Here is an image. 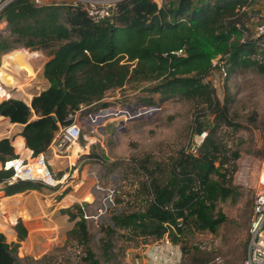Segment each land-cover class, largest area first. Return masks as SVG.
<instances>
[{
	"label": "trees",
	"instance_id": "16d2710c",
	"mask_svg": "<svg viewBox=\"0 0 264 264\" xmlns=\"http://www.w3.org/2000/svg\"><path fill=\"white\" fill-rule=\"evenodd\" d=\"M255 2L120 0L111 16L101 20L93 19L82 4L68 1L10 0L0 10V22L4 23L0 61L3 54L19 47L48 55L43 75L49 85L33 95L30 105L18 97L0 102V115L23 124L21 134L33 155L47 153L61 126L70 123L81 107L85 113L106 107L110 105L103 100L107 93L127 85L147 92L138 95L136 104L156 105L178 96L201 105L193 133H206L196 151L190 144L164 160L154 155L133 159L139 176L135 183L139 205L113 214V223L103 224L101 244L106 258L113 256L118 228L136 238L155 240L169 234L175 242H184L191 232H216L227 220L220 202L228 198L237 202L241 197L243 192L234 183L241 152L231 143L228 130L232 124L230 97L224 93L223 100L218 98L213 79L208 82L206 78L217 70L213 58L219 55L228 59L225 84L247 67L264 75V48L248 26L249 9ZM180 48L184 51L177 53ZM204 109L214 115L211 122L199 120ZM18 155L10 137L0 138V162ZM11 175V170L0 169L7 195L43 185L21 179L6 182ZM63 210L73 219L79 217L75 231L87 238L83 210ZM15 228L17 242H9L0 231V264L20 262L18 243L27 237L28 229L23 219ZM183 248L190 253L185 244ZM85 257L89 264H101L91 249ZM182 264L215 262L194 256L184 258Z\"/></svg>",
	"mask_w": 264,
	"mask_h": 264
},
{
	"label": "rangeland",
	"instance_id": "374dc122",
	"mask_svg": "<svg viewBox=\"0 0 264 264\" xmlns=\"http://www.w3.org/2000/svg\"><path fill=\"white\" fill-rule=\"evenodd\" d=\"M157 1L173 4V0ZM249 10L252 17L248 26L253 31L257 24L264 23V0H257ZM3 26L4 23L0 22V28ZM19 48L21 49L16 51L29 54L36 51ZM10 54L12 52L1 57L0 65L3 59L4 75L5 68L13 66L8 61ZM26 62L24 66L30 67V70L31 65L34 68L37 65L34 55L29 56ZM211 78L218 83L215 95L221 100L224 93L230 97L228 105L232 124L228 130L232 133L231 143L241 152L237 160L238 169L234 174V183L240 186L243 193L237 202L230 198L220 202L227 220L216 232H191L184 242H180L182 261L184 258L203 256L216 262V257L221 256L228 264H241L251 237L255 198L261 188L259 173L260 161L264 156V75L253 67H247L233 74L226 84L217 70L212 73ZM25 89L28 93L38 91L33 81ZM140 94L145 95L147 92L142 87L127 85L109 91L103 100L108 101L110 106H145L136 104ZM155 97L159 101L158 94ZM156 106V110L147 114L114 115L108 120H102L103 127L98 130L91 127V123L95 122L89 121L86 115H76V121L82 126L79 142L68 151L71 156L66 157V162L55 155L56 160L50 163L57 177L68 172V185L64 189L40 181L43 185L35 188L36 190H23L7 195L4 190L5 183L0 181V202L3 201L4 208L3 211L0 210V231L6 229L3 223L5 218L9 222L10 218L14 221L38 218V228H33L18 243L19 264H89L85 257L88 249L101 260V264H137L133 258L139 255L141 257L140 253L145 250L143 244L152 240L133 237L127 230L118 228L114 237L113 256L110 259L103 255L101 244L105 236L103 224L112 222L113 214L135 209L139 205L135 195V183H139V176L133 159L154 155L164 160L175 150L197 142L202 135L193 133L194 125L198 123V109L201 108L196 101L174 96L160 101ZM208 111L209 109H204L205 113L200 114V121L207 123L213 120L214 115ZM0 119V138L9 135L14 143L20 133L15 129L11 130L9 118ZM17 142L18 138L16 144L19 145ZM48 154L49 152L45 153L46 157ZM14 194L19 198L10 197ZM102 202H106L107 209L101 222L97 223L90 215L96 212ZM74 204L81 206V216L87 219V238H81L75 231L79 217L73 219L63 210L72 207L74 212L80 211L81 209L73 207ZM13 236L9 233L10 238ZM11 242L17 241L12 239ZM184 244L190 253H185Z\"/></svg>",
	"mask_w": 264,
	"mask_h": 264
},
{
	"label": "built area",
	"instance_id": "2783aa9c",
	"mask_svg": "<svg viewBox=\"0 0 264 264\" xmlns=\"http://www.w3.org/2000/svg\"><path fill=\"white\" fill-rule=\"evenodd\" d=\"M8 0H0V10L4 7ZM38 3H43L45 0H35ZM120 0H74L75 4H82L88 11L89 15L95 20H101L111 16L113 7ZM248 31H246V34ZM253 34L258 37L259 44L264 48V23H259L255 26ZM183 48H180L177 53H182ZM213 64L219 72L221 78L225 80L228 75V59L227 56L219 55L213 58ZM211 76L206 78V81H210ZM211 85L214 87L218 86V83L213 80ZM26 84H15L13 86L7 85L0 78V102L11 97H18L23 99L29 105L31 104L32 94L28 93L25 89ZM17 91V93L15 92ZM156 105H145L133 107L129 104L124 106H106L102 107L91 113H85V107H81L73 114V120L61 126L57 135L52 141V148L56 155L67 154L70 148L79 142L82 135V126L76 121V115L83 113L87 116L89 121L95 122L91 123V127L98 130L102 128V120L105 121L110 119L114 115H131V114H144L151 113L156 110ZM205 132L202 133L197 139V142L193 143L191 149L193 151L197 150V146L204 139ZM0 169L11 170L12 175L5 181L12 183L16 180H33V181H43L51 186L58 189L65 188L67 183L68 172H65L61 176H56L51 164L49 163L46 155L41 152L31 158L25 157L23 155H18L14 157H9L1 162ZM259 182L261 188L258 190L253 209V216L250 226L251 237L247 246L246 255L241 262V264H264V156L260 161V173ZM111 200L114 199L111 195ZM107 209L106 202H102L97 208L94 214L90 215L95 222H101L103 214H105ZM6 215H3L5 217ZM87 217V216H86ZM18 221L17 219L10 218V222L5 218L4 226L6 229H1L9 242L14 239L17 241V235L14 230V223ZM10 235H14L12 238ZM22 247V246H21ZM145 250L141 252V257L136 256L133 259L137 264H181L183 251L181 244L175 242L169 234H166L160 238L152 240L151 242L143 244ZM130 255L129 252H127ZM215 264H228L221 256L216 257Z\"/></svg>",
	"mask_w": 264,
	"mask_h": 264
},
{
	"label": "crops",
	"instance_id": "0c3cea01",
	"mask_svg": "<svg viewBox=\"0 0 264 264\" xmlns=\"http://www.w3.org/2000/svg\"><path fill=\"white\" fill-rule=\"evenodd\" d=\"M17 49H21V48H17ZM17 49H15V50H17ZM23 49L26 50V48H24V47H23ZM15 50H12V51H15ZM12 51H10V52H12ZM36 52L38 54L34 55V60L37 62V65H36L35 68L31 65V69L32 70H30V67H27L26 65L24 66V62L26 64L27 63L26 61L28 59L24 60V61L22 60V61H19L17 64L14 63L12 67L11 66L10 67H6L5 68L6 69L5 71L7 72L6 76H3V74H2V71H3V67H2L3 59H2V62H1V65H0V78L7 85H10V86H13L15 84H26V86H27L28 83L33 81V84H35L36 87L38 88L37 92H40L41 90L45 89L49 85V81L43 75V65H44L45 61L48 59V55L45 54L41 50H36ZM7 54H9V52L6 53V55ZM22 62H23V65L21 66L20 63H22ZM37 92L31 93L32 97ZM0 117L7 118L4 115H0ZM11 127H12L11 130L15 129V131H18L20 133L16 137V140L18 138L21 141L20 143H23V147H22V145H17L16 144V140L14 141L13 145L15 146L16 152L19 153V155H23V156L29 157V158L34 156L33 155V149H31L30 147L26 146L25 137L21 134V131L23 129V124L18 123V122H11ZM57 133H56V135H57ZM7 136L9 137V135H7ZM48 152H49V154L47 155V159H48L49 163H51V162L56 160V157H55L56 154L53 151L52 143L50 144ZM68 156H71V155L67 153V154H62L59 157L62 158L63 162H66V160H67L66 157H68ZM0 164H1V162H0ZM27 190H29V189H27ZM30 190H36V189L35 188H31ZM8 195H11V194H8ZM23 221H24L25 226L28 229V235L31 233V230L33 228H38V218H34L33 217L29 221H27L26 219H24ZM17 236H18V234H17ZM20 241H23V240H20Z\"/></svg>",
	"mask_w": 264,
	"mask_h": 264
},
{
	"label": "bare ground",
	"instance_id": "6f19581e",
	"mask_svg": "<svg viewBox=\"0 0 264 264\" xmlns=\"http://www.w3.org/2000/svg\"><path fill=\"white\" fill-rule=\"evenodd\" d=\"M33 52H36V51H32V53L31 54H29V53H26V52H24V51H16V52H13L12 54H10L9 55V58H8V61L10 62V64L9 65H12V64H14V63H17L18 61H24V60H27L28 58H29V56H33V55H36V53H33ZM3 74V76H6V72H5V75H4V73H2ZM5 130V129H4ZM21 141L18 139V144L19 145H22V147H23V143H20ZM25 151V150H24ZM17 198H19V196H15L14 197V199H17ZM19 200V199H18ZM3 202V201H2ZM2 202H0V210H2L3 211V207H2Z\"/></svg>",
	"mask_w": 264,
	"mask_h": 264
},
{
	"label": "water",
	"instance_id": "95a60500",
	"mask_svg": "<svg viewBox=\"0 0 264 264\" xmlns=\"http://www.w3.org/2000/svg\"><path fill=\"white\" fill-rule=\"evenodd\" d=\"M8 1H10V0H8ZM8 1H7V2H8ZM7 2H6V3H7ZM5 5H6V4H5Z\"/></svg>",
	"mask_w": 264,
	"mask_h": 264
}]
</instances>
